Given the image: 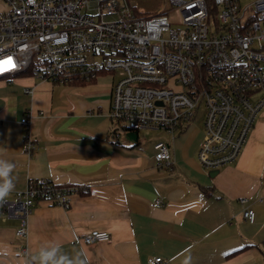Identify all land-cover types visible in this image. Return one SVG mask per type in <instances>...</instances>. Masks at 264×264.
Masks as SVG:
<instances>
[{
    "label": "crops",
    "instance_id": "1",
    "mask_svg": "<svg viewBox=\"0 0 264 264\" xmlns=\"http://www.w3.org/2000/svg\"><path fill=\"white\" fill-rule=\"evenodd\" d=\"M114 75L104 70L69 84L0 78V158L16 164L17 178L7 201L37 177L82 186L68 208L38 201L26 236L15 234L18 217H0V264H22L50 240L67 252L85 249L90 264H148L155 257L159 264H264V108L238 159L213 170L197 158L202 116L173 135L151 130L159 132L141 139L138 130L129 139L130 130L108 116ZM25 115L28 130L20 124ZM157 140L170 144L171 169L155 162ZM246 206L255 211L252 223L242 216ZM92 229L110 238L83 243Z\"/></svg>",
    "mask_w": 264,
    "mask_h": 264
},
{
    "label": "built area",
    "instance_id": "2",
    "mask_svg": "<svg viewBox=\"0 0 264 264\" xmlns=\"http://www.w3.org/2000/svg\"><path fill=\"white\" fill-rule=\"evenodd\" d=\"M3 1L0 61L11 58L14 67L4 64L0 78L29 75L69 84L110 71L118 75L108 112L112 122L173 135L202 116L199 163L214 170L238 159L264 108V0H163L156 13L138 0ZM20 124L28 130L29 117ZM24 147L33 151L29 132ZM153 149L157 166L171 169L170 144L157 140ZM80 190L46 177L30 179L0 206V217H18L15 234L26 236L38 201L68 208L70 195ZM242 216L252 223L255 211L246 206ZM109 238V232L92 229L81 241ZM161 261L150 258L148 264Z\"/></svg>",
    "mask_w": 264,
    "mask_h": 264
},
{
    "label": "clouds",
    "instance_id": "3",
    "mask_svg": "<svg viewBox=\"0 0 264 264\" xmlns=\"http://www.w3.org/2000/svg\"><path fill=\"white\" fill-rule=\"evenodd\" d=\"M15 168L13 161L0 158V206L7 202V197L15 190ZM22 264H90V260L85 249L74 248L67 252L62 242L50 240L40 244Z\"/></svg>",
    "mask_w": 264,
    "mask_h": 264
},
{
    "label": "rangeland",
    "instance_id": "4",
    "mask_svg": "<svg viewBox=\"0 0 264 264\" xmlns=\"http://www.w3.org/2000/svg\"><path fill=\"white\" fill-rule=\"evenodd\" d=\"M138 4L143 7L145 10H147L150 13H156L162 10L163 7V0H138ZM5 3L3 0H0V10L4 9ZM115 78L117 79L118 75H114ZM199 118V117H198ZM193 122V121H192ZM197 122V121H196ZM195 122V123H196ZM144 131L141 132V139L149 138L152 137L155 134H157L159 131H148V135L143 133ZM144 136V138H142Z\"/></svg>",
    "mask_w": 264,
    "mask_h": 264
},
{
    "label": "water",
    "instance_id": "5",
    "mask_svg": "<svg viewBox=\"0 0 264 264\" xmlns=\"http://www.w3.org/2000/svg\"><path fill=\"white\" fill-rule=\"evenodd\" d=\"M126 136L129 138V139H133L135 140L136 137H137V131L135 130H130L126 133Z\"/></svg>",
    "mask_w": 264,
    "mask_h": 264
},
{
    "label": "snow or ice",
    "instance_id": "6",
    "mask_svg": "<svg viewBox=\"0 0 264 264\" xmlns=\"http://www.w3.org/2000/svg\"><path fill=\"white\" fill-rule=\"evenodd\" d=\"M4 64H7V65H9L11 67H14V65L12 64L11 58H9L6 61H0V71L4 70L3 67H2Z\"/></svg>",
    "mask_w": 264,
    "mask_h": 264
},
{
    "label": "trees",
    "instance_id": "7",
    "mask_svg": "<svg viewBox=\"0 0 264 264\" xmlns=\"http://www.w3.org/2000/svg\"><path fill=\"white\" fill-rule=\"evenodd\" d=\"M15 77H17V76H15ZM15 77H14V78H15ZM2 79L5 80L4 78H2Z\"/></svg>",
    "mask_w": 264,
    "mask_h": 264
}]
</instances>
